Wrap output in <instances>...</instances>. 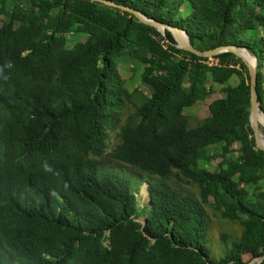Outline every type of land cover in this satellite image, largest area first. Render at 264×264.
I'll return each mask as SVG.
<instances>
[{
  "label": "trees",
  "instance_id": "16d2710c",
  "mask_svg": "<svg viewBox=\"0 0 264 264\" xmlns=\"http://www.w3.org/2000/svg\"><path fill=\"white\" fill-rule=\"evenodd\" d=\"M105 1L114 5L0 0V264H245L260 256L264 153L247 118L245 65L230 52L176 48L167 29L160 34L119 6L183 30L200 51L246 47L264 114V0ZM68 33L82 38L68 46ZM120 58L141 64L149 94L126 88ZM213 83L223 96L187 127L183 110ZM213 145L219 150L208 153ZM212 159L213 170L198 164ZM214 220L222 230L212 232Z\"/></svg>",
  "mask_w": 264,
  "mask_h": 264
},
{
  "label": "rangeland",
  "instance_id": "374dc122",
  "mask_svg": "<svg viewBox=\"0 0 264 264\" xmlns=\"http://www.w3.org/2000/svg\"><path fill=\"white\" fill-rule=\"evenodd\" d=\"M65 36H66V41H67L68 46H70L76 40H80L82 38L81 36L70 34V33L66 34ZM141 69H142V66L137 61L127 62L124 58H120L119 62L117 63V71L121 75V77L124 79L126 88L130 91L133 88H137L147 95L149 94L150 90L146 85L140 82L139 73ZM235 82H236V78L234 76L230 77L228 80V83L231 85L234 84ZM221 96H223V93L221 91V85L213 83L211 85L210 93L206 95L204 99L197 101L193 105L185 108L183 110V113L186 115L187 127L190 128V127H195L199 125L202 122L203 118L207 115V104L211 100L215 98H219ZM259 130H260L261 135L264 136V127L261 126L260 124H259ZM115 142H116V139L114 137V132H110L108 146L106 149L107 152L112 148ZM218 150H219L218 145H213L207 148L208 153H215ZM215 161H216L215 159H212L208 162L199 160L198 164L208 170H213L216 168ZM123 169L124 167L120 166V170H123ZM258 184L264 187V179L260 180ZM144 185L145 184L142 182L139 183L138 189L135 192L137 206L139 210L143 208L142 206L145 205L147 201L146 192L145 193L142 192V187H145ZM230 225L234 229L237 228L235 225L229 224V223L226 224L227 228L231 227ZM222 228H223L222 225L217 224V220L213 221L212 232L222 230Z\"/></svg>",
  "mask_w": 264,
  "mask_h": 264
},
{
  "label": "water",
  "instance_id": "95a60500",
  "mask_svg": "<svg viewBox=\"0 0 264 264\" xmlns=\"http://www.w3.org/2000/svg\"><path fill=\"white\" fill-rule=\"evenodd\" d=\"M106 4L114 5L113 3L105 0H98ZM120 8L131 12L138 21L147 24L149 26L154 27L160 34H163V30L167 29L172 38L175 41L174 46L181 50L189 51L197 56L209 57L221 52H230L238 57L246 67L247 74H248V85H249V106H248V122L251 128L254 144L255 146L264 153V142L261 140V133L259 130V123L255 120L254 116L257 113H260L263 118L264 114L259 110L256 102V92H255V71H256V58L255 56L246 48L242 46H235V45H221L214 47L209 50L200 51L191 46L188 41L187 35L185 32L175 26H168L166 24L160 23L155 21L149 17L144 16L143 14L137 12L136 10H132L127 7L119 6ZM182 34L184 36V40H179L177 34ZM243 53L247 54L252 58V61H249ZM264 258V253L260 256L252 258L245 264H259V262Z\"/></svg>",
  "mask_w": 264,
  "mask_h": 264
},
{
  "label": "bare ground",
  "instance_id": "6f19581e",
  "mask_svg": "<svg viewBox=\"0 0 264 264\" xmlns=\"http://www.w3.org/2000/svg\"><path fill=\"white\" fill-rule=\"evenodd\" d=\"M179 40H184V36L182 34H177ZM243 55L249 60L252 61V58L248 56L247 54L243 53ZM255 120L264 127V118L260 113L255 114L254 116ZM261 140L264 142V136H261Z\"/></svg>",
  "mask_w": 264,
  "mask_h": 264
},
{
  "label": "clouds",
  "instance_id": "9594fccd",
  "mask_svg": "<svg viewBox=\"0 0 264 264\" xmlns=\"http://www.w3.org/2000/svg\"><path fill=\"white\" fill-rule=\"evenodd\" d=\"M0 71H2V70H0ZM43 168H44V170H45L46 172H53L52 167H51L50 165H48L47 163H44ZM65 188H67V184H65ZM53 194H54V193H53Z\"/></svg>",
  "mask_w": 264,
  "mask_h": 264
}]
</instances>
